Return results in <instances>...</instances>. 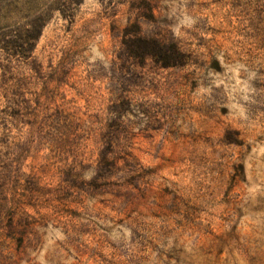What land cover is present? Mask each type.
<instances>
[{
	"label": "rangeland",
	"instance_id": "rangeland-1",
	"mask_svg": "<svg viewBox=\"0 0 264 264\" xmlns=\"http://www.w3.org/2000/svg\"><path fill=\"white\" fill-rule=\"evenodd\" d=\"M0 264H264V0H0Z\"/></svg>",
	"mask_w": 264,
	"mask_h": 264
},
{
	"label": "trees",
	"instance_id": "trees-1",
	"mask_svg": "<svg viewBox=\"0 0 264 264\" xmlns=\"http://www.w3.org/2000/svg\"><path fill=\"white\" fill-rule=\"evenodd\" d=\"M35 23H36V25L38 23H40V24H38V26L35 27L36 29H34V31H35L34 34H33L34 36L30 33L28 37H26L25 39L20 40L21 43L24 44V45L29 44L28 49L29 48L31 49V46H32L33 42L38 39V36H39V33H40V29H41V27L43 25V23L41 24V22H39V20L36 21ZM18 43L19 42H17V39H16V40H12L11 42H8V43L5 44L9 48L6 51L9 52L7 54L10 57H12V56L13 57L20 56V53L17 51V48H16ZM148 51L149 52L146 54L147 56L149 55L150 57L155 58V57H158L157 55H160V50H158L159 51L158 52L157 50L152 48L151 50L148 49ZM27 52H28V50L26 52H24V54L27 53ZM133 57H138V56L136 54H133Z\"/></svg>",
	"mask_w": 264,
	"mask_h": 264
}]
</instances>
